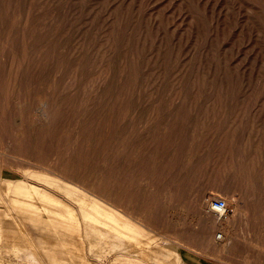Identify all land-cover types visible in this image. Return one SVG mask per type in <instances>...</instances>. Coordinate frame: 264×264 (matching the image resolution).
<instances>
[{
  "label": "bare ground",
  "instance_id": "1",
  "mask_svg": "<svg viewBox=\"0 0 264 264\" xmlns=\"http://www.w3.org/2000/svg\"><path fill=\"white\" fill-rule=\"evenodd\" d=\"M71 1L72 0H0V97H1V95L3 96L2 97L3 101L6 104V105L4 104L5 109L8 112H10L12 114V116H14L15 118L18 119L17 123H18V130H19V134H18L19 137L16 134H11V132L4 133L3 136H0V146L2 149V152L0 153L1 154L0 155V202L3 203L6 207V212H0V215H1V218H0V264H93V262H95L94 264H103V262L107 261L109 257L111 259L110 264H157L156 261L151 262L147 258L148 257L147 251L151 250L152 244H155L154 246H156L157 248L165 249V251L168 252L167 254L175 256V257L179 255V250L176 247V245L172 244L171 242L170 243L169 242L168 243L167 242H165V243L156 242L155 236H153L154 234L152 232L148 231L146 227L148 226V227H151L154 229L164 230L163 228L164 227L166 228V226H163V224H160V222H158V220L153 219V217H152L153 215H150L148 213L150 211L149 207H148L149 209H146L148 211L147 212L148 214H147L146 212H144L145 210H143V208H145V207L141 206L142 208L137 209L135 204H133V200L135 197L133 198L134 194L131 193V189L133 188V187H131V182L134 180H131V179H134L132 177V175H133L132 170H134V168H132V167L134 166L136 159H134L135 157L133 158L134 154L132 156L131 150L133 148H131V146H130L131 139H130V142L128 140L129 137L131 138V136L132 137L134 136L133 133L136 134V132H137V134L140 135V134H144L145 132H148V131H146V129H148V128H146L147 127L146 121L148 119L147 120L145 119V123H143L141 121L135 122V119H136V118L134 119L135 111H131V108L129 107V105L133 103V100L138 102L141 98L140 94L144 93L146 88L149 87V86L148 87L145 86L146 88L143 89L139 80H141V79L143 80L142 76H145L144 74L142 75L143 71L147 70V68H150L155 63L154 64L151 63L152 65L148 64V65H150V67L146 66V68H144L145 65L143 64L144 70H142L141 65H140L141 67L135 66L132 62L133 65L129 66L132 69V74H131V78H128V79L125 76V74H126L125 69L126 68H125V64H123L122 70H119L118 82H117V86L115 89L118 91L117 92H115V91L111 92V94L109 95L110 90H107V86H109V85H107V82L109 81V79L111 77V69L107 65L108 63L105 60L106 57L104 58L103 55L99 56V53L101 54L102 50H101V52L98 53L97 50L99 48L98 49L96 48V52L93 53V52H91V50H92L91 47H85V45H84L85 42L81 43L79 41V38H81L80 36L83 37V34L78 36L79 30L82 26H81V24L76 23L77 21L73 22L74 21L73 19L76 17L75 15H76L77 9H74L75 7H72L73 1L72 2ZM91 1H93V0H91ZM116 1H118V0H116ZM116 3H118V2H116ZM144 3H146V2H144ZM245 3L248 4L247 2H245ZM87 4H89V3H87ZM127 4L128 3H126L125 5H127ZM90 6H91V4H90ZM107 6H108V4H107ZM119 6L121 7V5H119ZM80 7L82 8L81 5H80ZM122 7H123V5H122ZM141 7H142V5H141ZM252 7H254V6L252 5ZM129 8H131V7H129ZM117 9H118V7H117ZM247 9L245 8L244 10H247ZM131 10L132 9H130V11ZM143 10H145V9H143ZM105 12H103V13H105ZM250 12H253V11H250ZM103 13H101V14H103ZM126 13H128V12H126ZM151 13H153V12L151 11ZM116 14H117V11H116ZM149 14H150V12H148V16H149ZM251 14L250 15L248 14L249 18H247V19L250 20ZM254 14H253V16H254ZM256 14H260V13H256ZM153 15H154V13H153ZM153 15H151V16L153 17ZM151 16H149V17H151ZM156 16H158V14H156ZM137 17H138L137 19H139V16H137ZM262 17H263V15H262ZM97 18H98V16H97ZM94 19H96V18H94ZM103 19H100L101 22ZM124 19H126V16ZM137 19L135 20L136 22H138ZM156 19H158V18L156 17ZM90 20H92V19H90ZM112 21L113 22L116 21L115 18ZM252 21H253V19H252ZM149 22H151V21L149 20ZM249 22H251V21H249ZM90 23H93V22H90ZM109 23H111V22H109ZM152 23L155 24V21H152ZM105 24H106V22H105ZM107 24L103 30H105V28L107 29ZM112 24L114 25V23H111V25ZM120 24H121V22H120ZM111 25H110V27H111ZM139 25H141V24H139ZM149 25H150V23H149ZM253 25L254 24L252 23V25H250L251 26L250 28L254 29L255 27H253ZM74 26H76L78 29L76 27H75V29H73ZM120 26H122V25H120ZM141 26H143V25H141ZM154 26L156 27L158 25H154ZM257 26H259V25H257ZM84 27L85 26H83V28ZM160 27L162 28L161 25H160ZM213 27H216V26L214 25ZM89 28H90V26H89ZM257 28H259V27H257ZM101 29L102 28H100V30ZM151 29H152V26H151ZM156 29L157 28H155V31H156ZM107 30H105V31H107ZM214 30H215V32H218V31H216V28ZM96 31H98V30H96ZM110 31H111L110 34H112L113 31L112 30H110ZM131 31H132V29H131ZM145 31H147V30L145 29L144 32ZM160 31L161 32H159V33H162L161 29H160ZM92 32H93V30H92ZM120 32H122V30ZM246 32H248V31H246ZM83 33H84V31H83ZM146 33H145V36L147 35ZM156 33L158 35V32H156ZM257 33L258 32H256V34ZM85 34H86V31L84 33V36H85ZM212 35H214V34H212ZM77 36L79 38H77ZM160 36H161V34H160ZM95 37L96 36H94L92 38H95ZM148 37L151 38V36H148ZM153 37H154V35H153ZM108 38H109V36H108ZM155 38H156V34H155ZM157 38H158V36H157ZM84 39H85V37H84ZM105 39H107V38H105ZM135 40H137V39H135ZM135 40H134V42H135ZM82 41H84V40H82ZM95 41L96 40L94 39V42ZM144 42H146V41H144ZM148 42L150 44H153L150 41H148ZM160 42H161V39L158 42V44H160ZM92 43H93V40H92ZM142 43L143 42H141V44ZM137 44L138 43H136V46H138ZM146 45H148V44H146ZM161 45H163V44L161 43ZM89 46H91V44ZM124 46H125V44L122 47H124ZM136 46H135V50H136ZM92 47L94 49L95 46H92ZM107 47H105V50ZM140 47H142V45H140ZM114 48H115V46H114ZM126 48H128V45ZM137 48H139V47H137ZM142 48H145V47H142ZM142 48H141V50H142ZM155 48H156V50L158 49L157 47H154V50H155ZM149 49L151 52V48H149ZM149 49L146 51H149ZM216 49H217V47H216ZM115 50H116V48H115ZM177 50H178V48H177ZM217 50H219V49H217ZM217 50H215V51H217ZM110 51H113V50L111 49ZM127 51H129V50H127ZM175 51H176V49H175ZM206 51H205V53H206ZM135 52H138V50ZM210 52H208V53H210ZM106 53H108V52H106ZM134 53H132V54H134ZM153 53H155V51ZM136 54H135V56H136ZM156 54H154V55H156ZM166 54H167V51H166ZM125 55L127 57V54H125ZM151 55H153V54H151ZM162 55H163V53H162ZM172 55L170 56V58L179 56V55L178 56H176V55L172 56ZM215 55H216V52H215ZM110 58H109V60H110ZM146 58L148 59V57H146ZM165 58L166 57H164V59ZM106 59L108 60V58H106ZM134 59H135V57H134ZM136 59H139L138 54L136 56ZM176 59H178V58H176ZM229 60L231 61V59H229ZM124 61H125V59H124ZM124 61H121V62L123 63ZM144 61H146V59H144ZM157 61L158 60H156V62ZM188 61H189V59L187 60V62ZM136 62H138V61H136ZM136 62L134 61V63H136ZM153 62H155V58H154ZM161 62H165V61H161ZM200 63H202V62L200 61ZM168 64L169 63H167L166 65H168ZM197 64H196V66L198 67L199 65H197ZM203 64L204 63H202L201 65H203ZM215 64H214V66H215ZM177 66H178V63H177ZM180 67H182V65ZM205 67H207V66H205ZM221 67H222V65H221ZM123 68H125V69H123ZM157 68H158V66L156 67V71H157ZM166 68H167V66H166ZM201 68H202V66H201ZM159 69H160V66H159ZM180 69H182V68H180ZM216 69H217V67H216ZM226 69H227V67H226ZM129 70H130V68H129ZM162 70H163V68H162ZM195 70H196V68L194 69V71ZM153 71H155V70L153 69ZM163 71H165V70H163ZM174 71H177V67H176V70H174ZM180 71H179V73H180ZM213 71H215V70H213ZM226 71H228V69ZM186 72H184V73H186ZM219 72H220V70H218V73ZM228 72L226 73L227 75H228ZM148 73L150 75L151 72H148ZM155 73L154 72L152 73L153 76ZM179 73H176V74L179 75ZM156 75L158 76V74H156ZM163 75H164V73H163ZM163 75L161 77H163ZM157 76H155V77H157ZM209 76L212 77L211 74L208 75V77ZM181 77L184 78V74ZM199 77H201V76L199 75ZM150 78H152V77L150 76ZM159 78H160V76L157 78V82H158ZM241 78H243V77H241ZM146 79L149 80V76H147ZM231 79H233V78H231ZM235 79H236V77H235ZM235 79H234V81H235ZM197 80L200 81L199 79H197ZM155 81L156 80H154V82ZM241 81H242V79H241ZM192 82L194 83V81H192ZM195 82H196V85H195L194 90H196V86H198V84L200 83V82L197 83V81H195ZM242 82H240V83H242ZM231 83H232V80H231ZM148 84L149 83H147V85ZM153 84H155V83H151L150 86ZM192 84L190 83V85H192ZM205 84H204V86H205ZM236 84H237V86L239 85L238 81ZM255 84H257V83H255ZM157 85L160 86L161 84L158 83ZM171 85H173V83ZM250 85H251V83H250ZM250 85L248 84V86H250ZM215 86H218V85H215ZM178 87H179V85H178ZM176 88H177V86L175 87V89ZM201 88H202V86L200 87V89ZM229 88H230V86H229ZM257 88H258V86H257ZM211 89H212V87H211ZM226 89H228V88H226ZM231 89H232V87H231ZM250 89H252V88L250 87ZM209 90H210V88H209ZM164 91H166V90H164ZM167 91L169 92V89H167ZM202 91H201V93H202ZM204 91H206L205 87H204ZM215 91H217V90H215ZM215 91H214V93H216ZM228 91L229 90H227V93H228ZM177 92L178 93H176V94L178 96L175 98L173 97L172 104L174 103L173 102L174 99H176V101L178 99H180L179 95H181V91L178 90ZM192 92H193V90H192ZM236 92H237V90H236ZM247 92H248V89H247ZM225 93L226 92H224V95H225ZM233 93H234V91H233ZM243 93H245V92H243ZM258 93H259V97H263V96H260V93H262V91H260ZM149 94H151V93L149 92L148 95ZM155 94H157V93H155ZM204 94L205 93H203V95ZM217 94H215V96H217ZM148 95H146V96H148ZM157 95H155V96L152 95L153 100H154V97H156ZM168 95H170V92ZM198 95H199V93H198ZM213 95L214 94H212V96ZM220 95H222V94L220 93ZM220 95L218 96L219 99L221 97ZM262 95H264V94H262ZM164 96H163V98H164ZM187 96H185V97H187ZM196 96H193V97L197 98L198 96L197 97ZM183 97H184V95H183ZM185 97H184L185 101H183V103L187 102L188 101L187 99L189 98V96L187 99H185ZM130 98H131V100H129ZM163 98H161V99H163ZM249 98H251V97H249ZM149 99H151V97ZM166 99H164V101H163L164 104H165ZM219 99H217L218 100L217 102H220ZM239 99H242V98H239ZM244 99L245 98L242 99L243 103H245L243 101ZM144 100H146V99L144 98ZM155 100H156V98H155ZM246 100H248V99H246ZM125 101L129 104L124 105ZM197 102L198 101L196 100V103ZM223 102H226V101H223ZM223 102H222V104H223ZM242 102H240V103L242 104ZM237 103H238V101H237ZM237 103L235 105H237ZM159 104H160V102H159ZM215 104H219V103H215ZM241 104L238 105L239 108H242V107H240ZM121 105H122V108L120 107ZM157 105H158V103H157ZM191 105L192 104H190V107H191ZM257 105H258V103H257ZM162 106H164V105L162 104ZM184 106H182V108ZM219 106L221 108L223 105L221 106V103H220ZM242 106H244V105H242ZM140 107H141V105H140ZM142 107H144V106H142ZM205 107H207V106H205ZM210 107H212V104L210 105ZM225 107L223 108L224 110H225ZM182 108L180 109V112L185 111V109L183 110ZM191 108L194 109V106ZM201 108H202V106L199 109H201ZM216 108L218 109V107H216ZM234 108H235V106H234ZM151 109H152V107H151ZM158 109H156V111ZM210 109H212V108H210ZM214 109H215V107H214ZM169 110H170V108H169ZM181 110H183V111H181ZM240 110L244 111V108L240 109ZM153 111H152V114L154 115ZM156 111H155V113H156ZM166 111H168V110H166ZM189 111H191V110H189ZM192 111L194 112V110H192ZM234 111H235V109H234ZM157 112L159 113V111H157ZM219 112H221V111H219ZM224 112H226V111H224ZM10 113H9V115H10ZM158 113H156V114H158ZM211 113H213V112H211ZM176 114H179V113H176ZM217 114H219L218 111H217ZM234 114H235V112H234ZM180 115H181V113H180ZM185 115H187V114H185ZM158 116H157V118H158ZM219 116H220V114H219ZM206 117L207 116L204 117L203 122H204ZM217 117H218V115H217ZM217 117L215 116V118H217ZM222 117L223 116L221 115V119H222ZM226 118H225V120H227ZM184 119L186 120V118H184ZM198 119L200 122V117H198ZM153 120H155V119L154 118L152 119L153 123L156 122ZM180 120H182V119H180ZM211 120H212V118H211ZM148 121H150V120H148ZM175 122L176 121L173 120V123H175ZM187 122L188 121H186V123ZM203 122L201 121L200 123H203ZM222 122H225V121L223 120ZM222 122H221V124H224ZM240 122L241 121H239V123ZM230 123H231V121H230ZM234 123H235V121H234ZM2 124L5 125L4 119H3ZM232 124L233 123H231L229 125L234 126V124L233 125ZM124 125H126V126L121 127ZM172 125L173 124L171 122V126ZM237 125H238V123H237ZM158 127L161 128V126H158ZM4 128H6V127H4ZM229 128L230 127H228V130H229ZM155 130H157V129H155ZM218 130H220V128ZM4 131H6V130H4ZM155 133H157V131ZM175 134H173V135L175 136ZM144 135H145V137L147 136L146 133ZM166 137H167V140L169 141V139H168L169 136H166ZM232 137H233V135H231V138ZM135 138H136V136H135ZM140 138H142V137H140ZM148 138H147V141H148ZM233 139H231V140L229 139L230 142L225 141V144L227 145V149H225V150H223V147L220 144V146L222 147L221 152L225 153L227 151L225 153L224 159L220 160L222 158L221 155H223V153H221L220 155H218V156H221V158L219 157L220 159H217V160H220L219 164L217 162H215L216 160L213 161V163L214 162L216 163V164H214V166L217 167V170L219 169V171L222 170V169L220 170L221 165H222L223 171L225 172V173L222 172V174L224 173L223 175H230V174L234 173L236 170L240 172V169L242 168V166L244 164L242 162L244 160L243 157L238 155L240 147L238 148L237 151H236V148L238 146H236L235 150H232V148L234 147V142L232 141ZM137 140H138V138H137ZM152 140H155V139H152ZM216 140H218V138ZM236 140H238V139H236ZM168 141H166V142H168ZM172 141H174V140H172ZM146 142H144V143L147 144ZM152 142L155 143L156 140L152 141ZM170 142H169V144H170ZM227 142H228V144H227ZM148 144L150 146V143H148ZM216 144H218V143H216ZM225 144L223 145L224 148L226 146ZM214 147L215 146H213V149H214ZM243 148H244V146H243ZM242 150H244V149H242ZM139 151H140V149H139ZM254 152L258 153V151H256V149L254 150ZM234 154L236 155L235 157L233 156ZM215 155H216V153H215ZM248 156H249V153H248ZM252 157H254V156H252ZM252 157H250V158H252ZM257 158L259 159V157H257ZM222 161H223V163H222ZM250 161L252 163L254 162L251 159H250ZM145 163H146V161H145ZM257 163H256V165H257ZM217 164H218V166H216ZM257 166H254V167L257 168ZM184 167H185V165H184ZM260 170H262V169H260ZM211 172H212V168H211ZM257 172H258V170H257ZM257 172H255V173L257 174ZM215 173H218V171H216ZM220 174H219V176L217 175L218 177H216V178H218V180H219V177L221 179ZM256 174H254V175H256ZM240 176H241V174H240ZM220 181H222V180H220ZM236 181H238V180L236 179ZM213 182H215V181H213ZM216 182L218 183V181H216ZM220 183H223V182H220ZM241 183H242V181H241ZM132 184H134V183H132ZM147 185L148 184H146V186ZM241 185L242 184H240V186ZM236 186H238V185H236ZM240 186H239L238 192L241 196L243 193V191H242L243 189L241 188L242 186L241 187ZM243 186H244V184H243ZM232 188H234V187H232ZM230 189L231 188H229L228 190L230 191ZM191 191H193V190H191ZM216 191H218V190L216 189ZM229 191H227V192H229ZM235 191H237L236 187H235ZM194 192H196V191H194ZM172 193H174V192H172ZM177 193L178 192H176V194ZM196 195L197 194H195L194 197L191 199L190 204H192L194 206V209H196L198 214H200L206 218H212L213 226H212L210 237L213 239V241H216V242L220 241L222 243H226L230 239V237H229L230 226H231L232 219H233V218H231V216H229V214L231 212L232 213L238 212L239 207L241 210L244 211V206L241 207V204L239 206L238 204L233 203L231 196L221 198L218 194H215L212 192L209 193L208 191L204 194H200L197 197H196ZM222 196H223V194H222ZM145 197H144V199H145ZM241 198H243V197H240V199ZM146 199H148V198H146ZM188 200H189V198H188ZM213 200L223 201L224 207L222 209L214 207V205L212 204ZM143 202H145V201L143 200ZM134 203H135V201H134ZM149 203H152V201L151 202L149 201ZM149 203H148V205H149ZM153 203H155V201H153ZM142 205L145 206V204H142ZM146 208H147V206H146ZM151 210H152V207H151ZM232 213H231V215H232ZM232 217H233V215H232ZM154 218H155V216H154ZM34 232H41L46 236L44 238H42L41 242L39 243V242H37V240H35V238L33 236ZM172 233H173V231H172ZM96 262H98V263H96Z\"/></svg>",
  "mask_w": 264,
  "mask_h": 264
},
{
  "label": "rangeland",
  "instance_id": "2",
  "mask_svg": "<svg viewBox=\"0 0 264 264\" xmlns=\"http://www.w3.org/2000/svg\"><path fill=\"white\" fill-rule=\"evenodd\" d=\"M72 1H71L72 7H75L74 9H77L76 15H75L76 19L74 18L73 22L77 21L76 23L81 24L82 26L79 30L78 36L83 34V37L80 36L81 38H79L77 36V38H79V41L81 43L85 42L84 43L85 47H91L92 49L91 52L95 53L96 48L97 49L99 48L97 52L99 53L102 50V53H103V54L99 53V56L103 55L104 58L105 57L108 58V60L106 58L105 60L108 63L107 64L108 67L111 69V77L109 81L107 82V85H109L107 86V90H110L109 95L111 94V92L118 91L115 89H116L117 82H118L119 70H122L123 64H125L126 69L125 68L123 69H125V73H126L125 76L128 79V78H131V74H132V69L131 67H129L130 65L134 64L135 66H139V67L142 66V70H144L146 66L150 67V65L148 64L155 63L154 65L151 64L152 66L150 68H147V70L143 71L142 75L144 74L145 76H142L143 80L142 79L139 80L143 89L146 88L145 86L147 87L149 86L148 88H146L147 91L145 90L144 93L140 94L141 98L138 102L133 100V103L129 105V107L131 108V111H135V116H134V119L136 118L135 122L141 121L145 123V119L150 120V121L148 120L146 121L147 123L146 128L149 129V130L146 129V131H148V132H145L147 135L146 137L144 135L145 133L138 135L136 132V134L133 133L134 135L133 137L131 136V138L130 137L128 138L129 142L131 139L130 146L131 148H133L131 150L132 156L134 154L133 158L135 157L134 159H136L134 163L135 167L134 166L132 167L134 168V170H132L133 173L131 172L133 174L132 177L134 178V179H131V180H134L131 182V187L133 188L132 189L130 188V189H131V193L134 194V196L132 195L133 198L135 197L133 200V204H135L136 208L139 209V208L145 207L143 208V210H145L144 212L146 213L148 212L146 209L150 208V211L148 213L150 215H153L152 216L153 219L158 220L160 224H163V226H166V228L165 227L163 228L164 230L154 229V228L147 226L146 227L147 230L154 234L153 236H155L156 242H162V243L171 242L172 244L176 245V247L179 250V255L176 257L169 255L167 254L168 252L165 251V249L157 248L156 246H154L155 244H152L151 250L147 251L148 253L147 258L151 262L156 261L157 264H264V169H263L264 168L263 167L264 166V95H262L264 94V0H137V1L136 0H121V1L120 0L118 1L116 0H101V1L100 0H93V1L91 0H72ZM115 1L118 3H116ZM105 2L108 4V6ZM245 2H247L248 4H246ZM124 3L125 4L128 3V4L125 5ZM80 5L82 6V8L80 7ZM119 5H121V7ZM252 5L255 8L252 7ZM244 7L248 9L244 10L245 9ZM130 9L132 10L130 11ZM115 10L117 11V14ZM124 10L128 13H126ZM151 11L154 13V15L153 13H151ZM250 11H253V12H250ZM148 12H150L149 16L153 15V17L152 16L149 17ZM101 13H103L104 15ZM256 13H260V14H256ZM156 14H158V16H156ZM248 14L249 15L251 14L250 17L253 19V21L251 18L250 20L247 19L249 18ZM125 16H126V19H124ZM137 16H139V19H137L138 18ZM156 17L158 19H156ZM114 18L116 21L113 22L112 20H114ZM135 18L138 20V22L135 21L136 20ZM90 19H92L93 21ZM100 19H103L102 20L103 23L101 22ZM149 20L151 22H149ZM152 21H155V24L152 23ZM90 22H93V23H90ZM105 22L106 24L108 23L107 24L108 30L105 28V30L107 31L103 30L104 27H106ZM109 22L114 23V25L113 24L111 25V23ZM252 23L254 24L253 27H255L254 28L255 30L253 28H250L251 27L250 25H252ZM256 24L259 26H257ZM110 25L111 27L112 26L113 27L111 28ZM154 25H158V26L155 27ZM160 25L162 26V28L160 27ZM214 25L216 27H213ZM83 26L85 27L83 28ZM151 26H152V29H151ZM75 27L76 26H74L73 29H75ZM100 28L102 29L100 30ZM155 28H157L156 31H155ZM159 28L162 30V33H159L161 32ZM215 28H216V31L218 32H215L214 30ZM145 29L147 31L149 30L148 31L149 33L147 31L144 32ZM110 30L113 31L112 34H110L111 33ZM121 30L122 32H120ZM83 31L84 33L86 31L85 36H84ZM255 31L258 33L256 34ZM156 32H158V35ZM145 33L147 34L146 36H145ZM155 34H156V38H155ZM94 36L96 37L92 38ZM148 36H151V38H149ZM159 38L161 39L160 44H158V42L160 41ZM94 39L96 40L95 42H94ZM92 40H93V43H92ZM143 40L146 41L147 43L144 42ZM147 40L153 44H150ZM141 42L143 43L141 44ZM136 43H138L137 44L138 46H136ZM161 43L163 45H161ZM90 44L91 46H89ZM124 44L126 47L128 45V48H126L125 46L122 47ZM113 45L115 46L116 50ZM140 45H142V47H145V48L140 47ZM92 46H95L94 47L95 50L93 49ZM135 46H136V50H135ZM105 47H107L108 49L106 48L105 50ZM154 47H157L158 49L156 50L155 48L154 50ZM216 47L219 50H217ZM141 48L144 52L141 50ZM149 48H151V52ZM111 49L113 51H110ZM148 49L149 51H146ZM137 50L138 52H135ZM215 50H217L218 52ZM152 51L153 52L155 51V53H153ZM166 51H167V54H166ZM215 52H216V55H215ZM136 53L138 54L139 59H136V56H137ZM162 53L163 55L165 54L166 56L165 55L163 56ZM125 54H127V57ZM172 54L174 56L175 55L176 56L179 55V56L170 58ZM146 57H148V59ZM164 57L166 58L164 59ZM154 58H155V62H153ZM124 59L126 62L124 61ZM144 59H146V61H144ZM188 59L189 61L187 62ZM229 59H231L232 62ZM156 60L158 61L156 62ZM121 61H124V62L122 63ZM134 61L135 62L138 61V62L134 63ZM161 61H165V62H161ZM200 61L204 64L201 65L202 63H200ZM167 63L169 64L166 65ZM177 63H178V66H177ZM143 64L145 65V67ZM196 64L199 66L197 67ZM181 65L182 67H180ZM157 66L158 68L156 71ZM159 66H160V69H159ZM225 66L227 67L228 71L230 70L229 72L226 71L227 69ZM176 67H177V71H174L176 70ZM162 68L165 71H163ZM193 68L194 69L196 68V70L197 69L198 70L194 71ZM153 69L155 71H153ZM218 70H220L221 73L220 72L218 73ZM183 71L184 72L187 71V72L184 73ZM148 72H151L150 75ZM153 72L154 73L156 72L154 76L152 74ZM227 72H228V75L226 74ZM176 73H179V75ZM156 74H158V76ZM183 74H184V78L181 77L183 76ZM210 74L212 77L210 76L208 77V75ZM162 75L163 77H161ZM199 75L201 77H199ZM147 76H149V80L146 79ZM150 76L152 78H150ZM159 76L160 78L158 79V82H157V78ZM240 76L243 78H241ZM230 77L233 79H231ZM196 78L199 79L200 81H198ZM205 78L206 79L208 78V79L206 80ZM230 79L232 80V83ZM241 79L243 82L241 81ZM154 80L156 81L154 82ZM192 81H194V83ZM195 81H197V83L200 82L202 84L201 85L199 83L198 86H196L197 91L194 90L195 85H196ZM237 81L239 83L238 86L236 84ZM240 82H242L243 84ZM254 82L257 84H255ZM147 83L149 84L147 85ZM151 83H155L153 84L154 86L151 85L152 86L151 87L150 86ZM158 83L161 85L160 86L157 85ZM172 83L173 85H171ZM190 83L191 84L193 83V84L190 85ZM203 83L204 84L206 83L205 86ZM248 84L250 86H248ZM215 85H218V86H215ZM176 86L177 88L175 89ZM201 86L202 88L200 89ZM204 87L206 91H204ZM250 87L252 89H250ZM167 89H169L170 95H168L169 92L167 91ZM247 89H248V92L250 90L251 91L248 93ZM178 90L181 91V95H179L180 99L177 100L178 102L176 101V99H174L173 100L174 103L172 104L173 97L175 98L178 96L176 94L178 93L177 92ZM227 90H229L230 92L228 91L227 93ZM214 91L216 93H214ZM260 91H262V93H260V96H263V97H259L258 92ZM149 92L151 93L149 94L150 96L148 95ZM224 92H226L225 95H224ZM155 93H157L158 95ZM203 93L205 94L203 95ZM220 93L222 95H220ZM212 94H214L213 95L214 97L212 96ZM215 94H217V96H215ZM152 95L153 96L157 95L156 97H154V100L156 98L155 101L153 100ZM183 95L184 97L187 95L189 96V98L188 96L185 97V99L188 98L187 99L188 101L186 100L187 102L183 103V101H185ZM219 95L221 96L220 99L218 97ZM193 96H196L197 98H194ZM2 97L3 96L1 95L0 97V107H1L0 108V136H3L4 133L11 132V134H16L19 137L18 123H17L18 119L12 116V114L5 109L6 104L3 101ZM150 97L151 99H149ZM144 98L146 100H144ZM239 98H242V99L245 98L243 100L245 103H243L242 99H239ZM164 99H166L165 104L163 102ZM217 99H219L220 102H217L218 101ZM246 99H248L249 101ZM129 100H131V98ZM196 100L199 103L198 102L196 103ZM221 101L222 102L226 101L227 103L223 102L222 104ZM209 102L212 104V107H210L211 104ZM240 102H242V104ZM215 103H219V104H215ZM220 103H221V106L223 105L221 108L219 106ZM236 103L237 105H235ZM127 104L129 103L125 101L124 105H127ZM162 104L164 106H162ZM190 104H192L191 107L194 106V109L190 107ZM239 104H241L240 107L242 108H239L238 106ZM181 105L182 106L185 105L184 106L185 108L184 107L182 108ZM201 106L202 108L199 109ZM120 107L122 108V105ZM168 107L170 108V110ZM214 107L218 111L220 116L219 114H217V111L214 109ZM216 107H218V109ZM224 107H225V110L223 109ZM181 108L183 110L185 109V111L181 110L183 112H180ZM243 108H244V111L240 110ZM156 109H158L157 111H159V113L156 111ZM189 110L191 111L194 110V112L193 111L191 112ZM152 111L154 115L152 114ZM155 111L158 114H156ZM176 113H179V114H176ZM221 115L223 116L222 119H221ZM205 116L207 117L205 118L203 122V119ZM215 116L217 118H215ZM198 117H200V122L202 121L203 123L199 122ZM153 118L155 119L153 121H156L154 123L152 122ZM184 118H186V120ZM225 118L227 120H225ZM3 119L5 122V125L2 124ZM173 120L176 122L173 123ZM223 120L225 122H222ZM186 121L188 122L186 123ZM230 121L231 123L234 124V126L229 125L231 124ZM239 121H241L240 122L241 124L239 123ZM171 122L173 124L172 126H171ZM221 122L224 124H221ZM3 126L6 128H4ZM125 126L126 125L121 126V127H125ZM158 126H161V128ZM228 127H230L229 130H228ZM219 128L220 130H218ZM156 131L157 133H155ZM173 134H175V136ZM231 135H233L232 138H231ZM166 136H169L171 139L168 137L169 139L168 141ZM147 138H148V141H147ZM217 138L218 140H216ZM152 139H155L156 142L155 143L152 142V141H155ZM229 139L230 140L233 139L232 141L234 142V147H233L234 149L232 148V150H235L236 146H238L236 148V151H237L238 148L240 147L238 155L243 157L244 160L242 159L243 160L242 162L244 164L242 168L240 169V172L236 170L234 173L230 175H223L225 172L223 171L222 165L220 164L221 165L220 170L221 169L222 170L219 171V169L217 170V167H215L214 164H216L215 162L219 164V161L224 159L225 153L227 151L225 153L221 151H222V147H223V150L227 149V145L225 144V141L230 142ZM144 142H146L147 144H145ZM148 143H150V146ZM160 143L161 144L163 143V144L161 145ZM216 143H218L219 145ZM220 144L222 145V147L220 146ZM224 144L226 145L225 148L223 146ZM144 145L148 147L146 148ZM212 145L215 146L214 149ZM254 148L256 149V151H258V153L254 152L255 150ZM1 152H2V149L0 146V153ZM221 153H223V155H221L222 158L221 156H218ZM248 153H249V156H248ZM233 156L235 157L236 155L234 154ZM256 156L259 157L260 160ZM217 159H220V160H217ZM250 159L253 160L254 162L252 163ZM214 160L216 161L213 163ZM256 163L258 166L259 165L260 166L258 167ZM218 164L216 166H218ZM254 166H257V168ZM211 168H212V172H211ZM259 168L262 170H260ZM216 171H218V173H215ZM222 172L224 173L222 174ZM255 172H257V174ZM253 173L256 175H254ZM219 174L221 175V179L219 177V180H218V178L216 177H218ZM236 179L238 181H236ZM240 180L242 181V183ZM216 181H218L219 184ZM219 181L223 183H220ZM146 184H148L149 186L147 185L148 186L147 187ZM240 184H242L241 185L242 187L240 186ZM239 186L243 189V190L241 189L243 191L241 196L238 192ZM235 187L237 191H235ZM229 188H231L230 191L228 190ZM216 189L218 191H216ZM207 191L209 193L212 192V193L218 194L221 198L231 196L233 203L238 204L239 206L241 204V207L244 206V211L241 210L239 207L238 209L239 213L231 212L233 217L231 213L229 214V216H231V218L233 219H232V223L230 226V233H229L230 239L226 243H222L220 241H217V242L213 241V239L210 237L212 226H213L212 218H206L198 214L196 209H194V206L190 204L191 203L190 201L194 197L195 194H197L196 195L197 197L200 194L206 193ZM176 192L178 193L176 194ZM239 196L243 198L240 199ZM143 200L145 202H143ZM149 201L150 202L152 201V203H149ZM153 201H155V203H153ZM142 204H145V206H143ZM151 207H152V210H151ZM0 212H6V207L1 202H0ZM0 218H1V215H0ZM33 236L35 240H37V242L40 243L42 238H44L46 235H44L41 232H34ZM94 263L95 262H93V264ZM110 263H111L110 257L108 258L107 261L103 262V264H110Z\"/></svg>",
  "mask_w": 264,
  "mask_h": 264
},
{
  "label": "built area",
  "instance_id": "3",
  "mask_svg": "<svg viewBox=\"0 0 264 264\" xmlns=\"http://www.w3.org/2000/svg\"><path fill=\"white\" fill-rule=\"evenodd\" d=\"M212 204L214 205V207H216V208H220V209H222L223 207H224V202L223 201H221V200H213L212 201Z\"/></svg>",
  "mask_w": 264,
  "mask_h": 264
}]
</instances>
